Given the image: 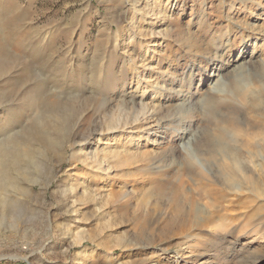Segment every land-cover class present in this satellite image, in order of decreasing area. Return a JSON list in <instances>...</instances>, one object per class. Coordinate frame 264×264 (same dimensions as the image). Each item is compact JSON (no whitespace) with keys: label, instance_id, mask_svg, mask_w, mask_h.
Here are the masks:
<instances>
[{"label":"rangeland","instance_id":"374dc122","mask_svg":"<svg viewBox=\"0 0 264 264\" xmlns=\"http://www.w3.org/2000/svg\"><path fill=\"white\" fill-rule=\"evenodd\" d=\"M247 120L264 123V0H0V264L193 263L185 238L131 258L98 250L91 240L114 245L131 227L109 233L117 205L102 203L111 185L141 197L143 172L180 169L218 129L231 141L241 132L237 154L242 138L264 136ZM238 155L264 178L261 160ZM240 170L254 182L230 198L237 218L217 222L228 229L213 264H264V184ZM162 217L147 220L161 236Z\"/></svg>","mask_w":264,"mask_h":264},{"label":"bare ground","instance_id":"6f19581e","mask_svg":"<svg viewBox=\"0 0 264 264\" xmlns=\"http://www.w3.org/2000/svg\"><path fill=\"white\" fill-rule=\"evenodd\" d=\"M257 19L262 20L260 17H257ZM256 46H258V43L254 42L248 48V50L250 49V52H247L248 50L245 51L246 47H243L238 49L237 54H240V57L249 55L254 52L252 48H255ZM158 73L160 74V71H158ZM116 79L123 81L122 76L117 77ZM209 79V76H205L203 74L198 80V87L203 84H207ZM137 89L138 88H135L134 91L136 92ZM214 94L215 93L211 92L208 95ZM238 100L241 102V105L246 106V109L250 112H256L259 109L258 105L256 104L257 102H255V100H250V98L247 96H239ZM128 104L130 107L127 106V109L131 114L133 113L132 110L136 111L137 113L138 111L141 113L144 111L143 108L145 107L142 108L141 105L139 109H136L138 107H136V103L132 98H130ZM189 113L190 112H188V115ZM254 120H247L248 128L251 130L262 126V124L264 126V123H261V121L259 122ZM218 130L219 132L215 131L217 133H212V135L216 134V136L209 134L205 135L203 138V151L200 150L197 151V154L191 155L190 151H188L189 149L186 148L187 154L185 155L183 161L181 160L182 167L180 169H168L170 167L169 165L165 167V169L156 173H153L150 171V169H147V172L145 173L143 172V176H145L146 182L150 184V187L142 193L141 197H138L133 192H130L129 194L125 193L124 187H113L111 185V187L108 188V194L110 196H108V199H106L102 204L104 206L109 203L116 204L117 207L114 209V211L119 215V219L115 218L114 222L111 223L112 225H109L111 227V231L109 233L112 232L114 226L121 228L130 225V235L127 239L126 234L123 238L116 241V243L114 242V245L112 244L107 246L106 241H104L102 238L94 241L91 240L93 245H95L98 250L111 251L112 254L117 255L116 259H118L131 258L133 256L132 248H134L136 251V248L144 249L146 246H154L161 242L164 244H169L170 240L185 238V245L188 246L187 248H196L197 260L193 263H189L186 259L188 256L185 255V257L183 256L182 258L176 256L171 258V260L174 262L173 264H213V261H211L209 257V253L211 249H214V246L218 245L220 241L217 240H221V235L223 236V234H225L228 229L226 225L223 226L225 222L221 226L216 224L217 222H223V220H233L237 218L236 214L229 213L231 210H228V208L235 209L236 207H234L235 200L230 198L233 196L235 199H239V196L236 193L240 185L239 183H242L243 181H246L248 184L254 182V178L252 179V177L245 178L244 176H241L240 169L242 168L249 173L251 172L254 175L256 174L257 179H261H259L258 182L264 184V178L260 177L261 175L256 166L244 165L238 161L237 163L236 159L234 160L233 158L234 155L240 154L238 155L239 157L244 152L248 153L252 158L261 160L260 166L264 170V136L260 135V133H252L249 138H242V145L241 143H237L236 145H241V148L237 147L238 150L235 149L237 154L234 152V155H230L229 151L235 148L233 147L235 143L233 144L232 142L237 141V138L239 139L241 132L239 131L236 136L234 134L233 136L235 138L232 139L234 141H231L226 137L227 134L225 133L224 128ZM170 135L171 134L167 132L165 139L167 140ZM181 138L182 137L178 139ZM161 139L162 138L159 140ZM162 153L165 157V153ZM238 159L240 158H237V160ZM144 160L147 162L146 159ZM231 161L236 162V164L241 163L242 165H237L238 167H235L236 165L232 164L229 165ZM140 172L141 171L138 169H134L133 172L128 170L127 176H131V174L138 175L141 174ZM137 186L140 187V185ZM89 191L93 193L97 192V195L99 193V190L97 189ZM252 193L253 195H257L255 190H253ZM226 203L227 205H225ZM101 209L102 207L97 209V215L99 212H101ZM158 213L163 215L162 218L164 224L160 228V231L163 233L162 236L157 234L159 232L157 224H147V220L153 218ZM102 233L104 237H106V234L103 231ZM107 237H109V234H107ZM79 241L81 242L82 239L80 238ZM186 253L183 252L182 255ZM180 258L182 259L181 261ZM147 259L148 258L141 262L133 260L128 264H144V261ZM99 262L105 264L107 262H112V260H103Z\"/></svg>","mask_w":264,"mask_h":264}]
</instances>
